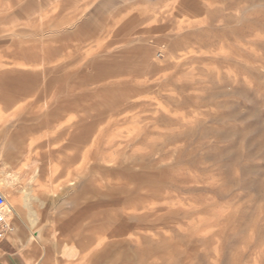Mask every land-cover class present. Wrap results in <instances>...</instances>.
Wrapping results in <instances>:
<instances>
[{"label":"rangeland","instance_id":"rangeland-1","mask_svg":"<svg viewBox=\"0 0 264 264\" xmlns=\"http://www.w3.org/2000/svg\"><path fill=\"white\" fill-rule=\"evenodd\" d=\"M16 63L41 71L37 99ZM0 110L29 264H264V0H0ZM95 121L105 159L36 203L37 168Z\"/></svg>","mask_w":264,"mask_h":264},{"label":"bare ground","instance_id":"bare-ground-1","mask_svg":"<svg viewBox=\"0 0 264 264\" xmlns=\"http://www.w3.org/2000/svg\"><path fill=\"white\" fill-rule=\"evenodd\" d=\"M25 1V0H24ZM156 2V1H155ZM141 4H142V2H141ZM155 5V4H154ZM20 6V5H19ZM30 14V13H29ZM25 15V14H24ZM144 17V16H143ZM38 18L40 19V15H38ZM38 31V30H37ZM36 32V31H35ZM39 33V32H38ZM25 52V51H24ZM23 55H24V57L26 56V54H24L23 53ZM23 55H21V56H23ZM20 57V56H19ZM19 57H17V58H19ZM28 59H29V57L28 56H26ZM26 57L24 58V60L25 61H27V59H26ZM4 58V57H3ZM5 58H7V57H5ZM16 58V57H15ZM15 58H14V60H15ZM16 58V59H17ZM33 58H35V57H33ZM21 59H22V57H21ZM4 60V59H3ZM33 60H35V59H33ZM5 61V60H4ZM7 61V60H6ZM6 61L4 62V63H6ZM20 61H23V60H20ZM29 61V60H28ZM35 61H37V60H35ZM9 62V61H8ZM12 62V61H11ZM15 62V61H14ZM30 63V62H29ZM23 64V63H16L19 67H16V71H18V72H16L15 71V73H14V75H10V74H8V75H10L11 77H14L13 79H19V82L21 81V89H19V91H23L22 93H24V94H22L23 96H25V98H27V94H25V93H30V95H32V96H34V99H37V97H38V92H36L37 90H38V85L37 84H39V79H38V76L36 75V74H39L41 71L40 70H38V69H36L34 66H32L31 64ZM37 63V62H36ZM35 63V64H36ZM7 64V63H6ZM9 65H10V62L8 63ZM7 64V66H9ZM39 64H40V62H39ZM13 65H15V64H13ZM44 65V64H43ZM4 66H5V64H4ZM11 66V65H10ZM36 66H39V65H36ZM42 66V65H41ZM43 67V66H42ZM41 67V68H42ZM43 70V69H42ZM8 73V72H7ZM5 74V73H4ZM12 79V80H13ZM10 81V80H9ZM14 81V80H13ZM11 83H13V82H11ZM18 83V82H17ZM14 84V83H13ZM29 84H33L35 87H33V88H31V87H29L28 85ZM37 85V86H36ZM30 89H33V92H29L30 91ZM23 100V99H22ZM21 100V101H22ZM24 101V100H23ZM1 111V110H0ZM3 112V111H2ZM6 112V111H5ZM94 113V111L93 110H91V108L90 107H88V110H87V114H93ZM2 114V113H1ZM4 114V113H3ZM2 114V115H3ZM93 116V115H92ZM2 119V118H1ZM98 122L99 121H95V123L92 125V132H90V133H88V134H86V136H81L80 137V139H83V142H84V144H85V147L83 148L84 150H80V151H78V154L75 156L76 158H74V159H69V160H66V159H64V160H62V162H58V163H56V164H54V165H51L50 167H45L44 168V165H40L38 168H37V170L35 171V172H37V175L35 176V177H32L33 179H35L33 182L35 183V181L38 183L37 185H38V187H36L37 189H35L36 190V194L34 195L33 193L30 195L29 194V197H33V198H35V202L37 203V201L38 202H43V200L45 199V196H44V192L46 191V190H53V189H55L56 187H59L63 182H69V183H71L72 182V179H71V177H72V175H74V174H78V173H82L83 172V170H84V168H85V166H86V168H88V172H87V174H86V176H87V178H88V175H89V172L91 171L90 169H92V168H94L97 164H96V162H99L100 160H104L105 159V156H104V152H103V150L101 149V143H100V141H101V135H99L98 133L97 134H94V130H95V124H98ZM60 128H61V126H60ZM62 128H64V127H62ZM102 131V130H101ZM100 133V132H99ZM80 143H82V140L80 141ZM36 148V147H35ZM33 149H32V147L30 146V150L28 151L29 153V155L28 156H30L32 153H33V151H32ZM34 154V153H33ZM32 156V155H31ZM8 157H12V156H8ZM27 158V157H26ZM74 160V161H73ZM79 162V163H78ZM27 164H29V163H27ZM36 168V167H35ZM37 177V178H36ZM87 178H85V182L86 183H90V180L89 179H87ZM32 179V180H33ZM13 180H15V179H13ZM12 179H11V177H9V178H6L5 176L3 177V178H0V192L5 196V190H6V188L10 185V183L13 181ZM84 181V180H83ZM98 183V186H97V189H93L92 191L93 192H95V193H98L99 194V198H100V200H98L99 202L101 201V203L102 202H105L106 201V198H107V196L109 195V186L107 185V183L106 182H103V181H100V180H96L95 181V183ZM33 183V184H34ZM85 183V184H86ZM82 185V184H81ZM33 186V185H32ZM102 188H104V189H102ZM34 190H32V192H33ZM53 192H54V190H53ZM27 195V197H28V194H26ZM46 195V194H45ZM56 195H58V194H56ZM11 196V195H10ZM63 198V197H62ZM65 198V197H64ZM63 198V199H64ZM69 198V197H68ZM66 199H67V197H66ZM5 200H6V208H5V216H6V218H7V220H11L12 219V217L14 216V214H16V210H15V206H14V204L16 203V200L15 199H13V198H7L6 196H5ZM30 199H27V198H25V200H23V204H24V207L25 208H27L28 210H29V214H28V218H29V221H30V224L31 225H33V221H34V219H32V215L34 216V214L36 213H34V211H30V209H29V205H28V201H29ZM66 201H68V200H66ZM91 201H93V200H91ZM91 201H90V203H91ZM94 201H96V200H94ZM71 202V201H70ZM69 202V203H70ZM45 203V202H44ZM75 203V202H74ZM35 204V203H34ZM73 204V203H72ZM83 204V203H82ZM104 204V203H103ZM105 204H107V203H105ZM44 205V204H43ZM35 206V205H34ZM87 206V205H86ZM90 206V205H89ZM93 206V205H92ZM96 206H100V204L99 205H96ZM96 206H94L93 208H95ZM102 206H104V205H102ZM47 207V206H46ZM45 207V208H46ZM31 208V207H30ZM40 208V207H39ZM79 208V207H78ZM78 208H76V209H78ZM82 208V207H81ZM92 208V207H91ZM106 208H108V205H106ZM111 208V207H110ZM43 209V208H42ZM97 209V208H96ZM109 209V208H108ZM108 209H106V210H108ZM89 210V209H88ZM109 210H111V209H109ZM82 211V210H81ZM112 211H114V208L112 209ZM38 212V211H37ZM40 212H41V210H40ZM43 212V211H42ZM75 211H73L72 213H74ZM83 212H85V210H83ZM87 212V211H86ZM27 213V212H26ZM81 212L79 211V213L78 214H80ZM39 214V213H38ZM81 214H83V213H81ZM84 214H86V213H84ZM83 214V215H84ZM104 214V212H102V215ZM118 214H120V213H118L117 211H114L113 212V215H114V218L117 220V221H119V226L122 224V225H124L123 224V218L121 219V218H118ZM43 216V215H42ZM68 216V215H67ZM66 216V217H67ZM74 217L76 216L75 214L73 215ZM44 218V217H43ZM54 218V217H53ZM80 218H81V216H80ZM101 219H103L104 217L103 216H101L100 217ZM55 219V218H54ZM69 219V218H68ZM76 219V218H75ZM42 220V219H41ZM65 220V219H64ZM72 220H73V218H72ZM66 221V220H65ZM69 221V223H70V225L71 224H73V221H72V223L70 222L71 220H68ZM67 221V222H68ZM77 221V220H76ZM75 221V222H76ZM79 221V220H78ZM116 221V222H117ZM61 222V221H60ZM66 222V223H67ZM63 223V222H62ZM65 223V222H64ZM77 223V222H76ZM37 224V223H36ZM98 224V223H97ZM114 224V223H113ZM60 225V224H59ZM63 225V224H62ZM69 225V224H68ZM61 226V225H60ZM65 225H63V227H64ZM72 226V225H71ZM113 226H115V227H117L116 225H113ZM53 227V226H52ZM57 226L55 225V228H56ZM65 227H67V226H65ZM105 227V226H104ZM118 228V227H117ZM61 229H65V228H60V232H61ZM91 229V228H90ZM101 229H102V225H101ZM101 229H100V231L99 232H97L96 233V235H95V238L98 240V242L100 241V240H102V239H104L105 238V236L107 237L108 235H110L109 233L107 234V233H104L103 231H101ZM114 229V228H113ZM112 229V230H113ZM57 232V231H56ZM63 232V231H62ZM61 232V233H62ZM60 233V234H61ZM59 234V233H58ZM122 234H123V232H122ZM121 231H120V229L117 231H113L112 233H111V237L112 236H120L121 237ZM54 235V234H53ZM6 235H4L3 237H5ZM110 239V238H109ZM105 242V241H104ZM103 242V243H104ZM102 243V244H103ZM98 245V244H97ZM28 246H31V244H28ZM91 246V245H90ZM112 246V245H111ZM91 248V247H90ZM87 252V251H86ZM84 254V253H83ZM86 254V253H85ZM84 254V255H85ZM34 264H36V263H34Z\"/></svg>","mask_w":264,"mask_h":264},{"label":"crops","instance_id":"crops-1","mask_svg":"<svg viewBox=\"0 0 264 264\" xmlns=\"http://www.w3.org/2000/svg\"><path fill=\"white\" fill-rule=\"evenodd\" d=\"M10 224L13 229L0 239V264H29L31 232L17 219H11Z\"/></svg>","mask_w":264,"mask_h":264},{"label":"built area","instance_id":"built-area-1","mask_svg":"<svg viewBox=\"0 0 264 264\" xmlns=\"http://www.w3.org/2000/svg\"><path fill=\"white\" fill-rule=\"evenodd\" d=\"M6 200L5 196L0 192V239L5 233L10 232L13 228L10 224V219L7 220L5 216Z\"/></svg>","mask_w":264,"mask_h":264}]
</instances>
